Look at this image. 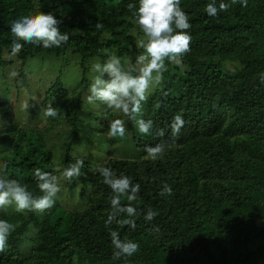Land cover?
I'll return each mask as SVG.
<instances>
[{"label": "trees", "instance_id": "obj_1", "mask_svg": "<svg viewBox=\"0 0 264 264\" xmlns=\"http://www.w3.org/2000/svg\"><path fill=\"white\" fill-rule=\"evenodd\" d=\"M37 1L60 21V31L70 39L51 49L24 43L19 59L72 50L85 66L108 51L121 58L133 55V61L138 55L140 34L131 32L136 24L128 5L138 7L139 0H0V66L10 62L4 56L14 39L10 21L34 12ZM208 2L181 0L191 23V51L182 57L187 70L169 64L163 83L142 104L141 117L153 120L154 128L164 129L165 135H142L129 120L131 137L126 140L133 156L111 157L96 166L110 167L141 185L134 202L139 213L135 230L120 228L117 221L106 225L112 192L94 170L83 178L82 196L91 194L86 207L68 209L58 198L43 215L0 211V218L16 225L0 253V264H239L264 255V83L259 79L264 73V0H248L246 7L224 0L229 10L217 17L205 11ZM98 22L103 24L100 29ZM90 84L84 76L81 86L70 90L58 79L46 100L74 134L81 123H88L91 133L101 136L108 130L109 114L85 110L83 94ZM176 114L183 116L185 125L173 140L170 125ZM6 115L4 104L0 133L7 148L0 156V177L17 179L40 196L34 172L40 168L55 174L52 148L43 133L18 127ZM86 115L96 118L89 122ZM158 143L165 144L166 152L153 163L145 148ZM71 146L64 145L63 170L83 159L72 155ZM83 161L82 170L90 172L93 163ZM165 183L173 189L171 196L160 195ZM148 208L158 212L152 221L144 219ZM30 224L39 229L34 237L25 236ZM110 229L138 242L140 251L114 260ZM27 242L31 259L20 253Z\"/></svg>", "mask_w": 264, "mask_h": 264}, {"label": "clouds", "instance_id": "obj_2", "mask_svg": "<svg viewBox=\"0 0 264 264\" xmlns=\"http://www.w3.org/2000/svg\"><path fill=\"white\" fill-rule=\"evenodd\" d=\"M240 3L246 7L248 0H231V4ZM230 4L220 0H209L205 11L209 16L217 17L221 12L229 10ZM134 23L143 34L136 47L143 52L131 60L124 61L113 52H107L104 62H96L91 66L92 82L86 96V103L95 106L97 102L106 106L113 113L122 114L128 120L134 121L142 135H155L163 137L164 129H155L154 121L141 117L142 104L147 101L149 95L164 81V73L168 71V65L174 64L183 67L182 57L191 51V35L187 30L191 28L189 17L181 7V0H139V6L129 4ZM60 21L52 13L39 12L29 14L10 21L11 33L14 39L11 42L12 57L17 56L24 47V43L42 46L45 49L59 48L67 44L70 35L61 32L58 24ZM103 27L97 23L96 28ZM23 41V43H21ZM16 75V73H11ZM261 83H264V73L259 75ZM27 108L28 105H25ZM45 118L58 117L57 109L51 105L42 110ZM185 125L182 115L176 114L171 122V135L173 140L179 136ZM107 136L124 139L126 136L125 120L115 118L109 122ZM146 158L155 163L165 156V144L158 143L155 146L148 145L145 148ZM83 159H77L66 167L61 176L64 180L72 182L79 180L87 173L82 172ZM103 178L102 183L108 185L112 194L109 196L111 213L106 225L117 221L120 228L129 226L136 228L135 217L139 214L134 202L138 200L141 185L133 183L127 175L119 176L110 167L99 166L95 169ZM38 180V188L42 195L34 196L17 179L0 177V211L7 212L14 208L16 212H35L43 215L52 209L61 191L58 177L51 172L36 168L34 172ZM173 189L164 184L160 195L171 196ZM126 201V203H125ZM123 214V218H118ZM158 212L148 208L144 216L145 221H152ZM16 230V225L7 219L0 218V253L5 252L9 236ZM39 229L28 225L25 231L26 237H34ZM114 260L128 259L140 251V244L132 239L121 238L118 230L109 231Z\"/></svg>", "mask_w": 264, "mask_h": 264}, {"label": "rangeland", "instance_id": "obj_3", "mask_svg": "<svg viewBox=\"0 0 264 264\" xmlns=\"http://www.w3.org/2000/svg\"><path fill=\"white\" fill-rule=\"evenodd\" d=\"M39 5V2L37 1V8L30 14H37L39 12L45 13L44 9H42V7L40 8ZM131 32L134 34H140L138 40L144 38L137 25ZM137 51H139V55L143 52V49L137 48ZM10 52L11 51L8 49H5L4 51L5 59L10 61L9 64L7 66H0V101H2L0 111L4 108V104H6L9 111V115L5 116L6 120H8V117H11L14 122L17 123L18 127L27 128L28 130H38L43 133L47 144L52 148L55 157L54 175L58 177L61 186V191L58 196L63 206L68 209L86 207L90 203L91 194L87 192L85 196H82V188L86 185L83 178L86 179L90 177L94 173L98 164L106 162L111 157L131 158V156H133L130 139L126 140V138L131 137L129 120L122 114L113 113L111 110H107L106 106L99 102H97L95 106L87 104L86 96L89 94V87L83 94V106L85 110L92 109L98 113H108L110 119L109 122L115 119V117L124 119L126 127V136L124 139H109L107 136L108 130L105 129L101 134L104 139H99L101 136L91 133L92 126H89L88 123L84 125L81 123L78 134L76 135L73 133L72 127L67 124L66 119H63V117L61 118L58 115L56 118L59 119L56 120V118L51 117L45 118L41 113L44 108L49 106V103L46 100V94L55 81L59 79L70 90H74L77 87L79 88L84 76L92 82L91 78L94 75L91 72L92 64L96 62H104L107 59V55L95 56L89 59L84 66L81 63V56L72 50H68L60 55L41 53L29 57L26 60H21L17 56L12 57ZM121 59L134 62L133 55ZM182 64L183 67L174 64H172V67H179L181 70L186 71L187 66L184 65L183 62ZM174 70L175 69H173V71ZM13 72L16 73V75H11ZM25 105H28V107L26 108ZM72 107L73 104L69 102L68 109H72ZM85 118L89 119V122H92L96 117L91 116L90 119L88 118V115H86ZM1 121L2 118L0 117V124ZM106 122H102V128ZM30 133L31 131H28V134ZM2 138L3 133H0V156L7 148V145L2 142ZM113 140H116V142ZM68 142H72V155L80 156L93 163V168L90 169V172L82 170V172L87 173L86 177L82 176L79 180H74L72 182L64 180L61 176L63 171L62 161L65 155L64 145ZM134 151L137 152L135 148ZM2 167L3 164L0 159V174L2 172ZM8 212H15V210L14 208H10ZM31 252L30 242H27L20 248V253L30 259L32 256ZM262 262H264V255L260 256L257 260L244 263L240 262L239 264H261Z\"/></svg>", "mask_w": 264, "mask_h": 264}]
</instances>
